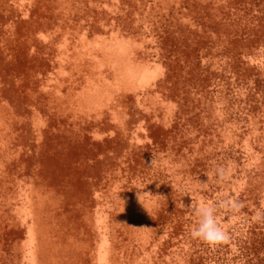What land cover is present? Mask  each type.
Wrapping results in <instances>:
<instances>
[{"label": "rangeland", "instance_id": "1", "mask_svg": "<svg viewBox=\"0 0 264 264\" xmlns=\"http://www.w3.org/2000/svg\"><path fill=\"white\" fill-rule=\"evenodd\" d=\"M0 264H264V0H0Z\"/></svg>", "mask_w": 264, "mask_h": 264}, {"label": "clouds", "instance_id": "2", "mask_svg": "<svg viewBox=\"0 0 264 264\" xmlns=\"http://www.w3.org/2000/svg\"><path fill=\"white\" fill-rule=\"evenodd\" d=\"M215 175L218 179L223 180L226 176L225 169L223 167H218ZM243 207V203L231 198L222 199L214 204L196 206L194 211L198 216V222L190 233L191 237L210 247H216L226 243L229 236L216 222L217 210L224 209L228 212L235 213Z\"/></svg>", "mask_w": 264, "mask_h": 264}]
</instances>
